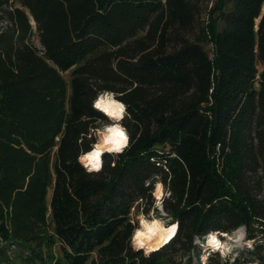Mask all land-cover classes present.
I'll return each mask as SVG.
<instances>
[{
    "label": "trees",
    "instance_id": "trees-1",
    "mask_svg": "<svg viewBox=\"0 0 264 264\" xmlns=\"http://www.w3.org/2000/svg\"><path fill=\"white\" fill-rule=\"evenodd\" d=\"M204 2L0 0V264H182L194 235L239 224L264 264V0ZM105 88L131 147L88 175ZM154 173L180 230L145 259L129 213Z\"/></svg>",
    "mask_w": 264,
    "mask_h": 264
},
{
    "label": "clouds",
    "instance_id": "clouds-1",
    "mask_svg": "<svg viewBox=\"0 0 264 264\" xmlns=\"http://www.w3.org/2000/svg\"><path fill=\"white\" fill-rule=\"evenodd\" d=\"M123 95V93L105 88L97 91L96 97L92 100L93 110L101 113L110 122L97 118L96 124L99 127L89 125L88 132L81 133L79 141L81 144L84 137H87L88 140H92V137L96 138L95 142L90 144L88 151L85 152L81 149L77 156V162L88 175L99 174L103 171L105 155L112 158L111 167L115 168L119 157L131 147L129 130L122 123L126 116H130L129 106L122 99H117L118 96ZM152 162L156 163L157 167L161 166L155 158ZM144 187L150 189L148 192L152 201L150 210L145 214L144 208L148 207V202L144 197L133 202L129 213L133 229L128 243L133 252L142 251L144 258L149 259L153 253L160 251L177 236L180 222L174 220L173 216L165 211L166 201L175 202L171 190V176H169L166 185L161 175L154 173L144 181ZM137 207L140 209L138 213ZM247 235L245 224H239L230 232L210 229L202 236H193L194 247L191 256L195 258V248L199 247L201 253L198 264H209V258L216 253H219L220 264H235L241 251L245 248L253 249L255 241L246 239ZM177 259L181 258L177 257ZM187 260L188 256H184L182 264H187Z\"/></svg>",
    "mask_w": 264,
    "mask_h": 264
},
{
    "label": "rangeland",
    "instance_id": "rangeland-1",
    "mask_svg": "<svg viewBox=\"0 0 264 264\" xmlns=\"http://www.w3.org/2000/svg\"><path fill=\"white\" fill-rule=\"evenodd\" d=\"M213 0H205L204 2V5L205 6H208L210 7L211 6V2ZM210 4V5H209ZM5 24V23H4ZM2 25V24H0ZM32 25L34 27V36L32 37V42L38 46V47H41L40 43H39V40H38V37H37V32H36V26H35V23L34 21H32ZM64 79L66 80V82L69 84L70 83V72H66V73H63L62 74ZM124 121V120H123ZM122 121V123H123ZM50 197H51V191H49V194H48V199H47V202L50 201ZM137 213L140 211L139 208L136 209ZM138 226V225H137ZM54 232V229H53V225L52 223L50 222V233H53ZM246 239H249L248 237H246ZM255 241V240H254ZM258 242L255 241L254 245H253V249L252 250H249L247 248H245L243 251L240 252V255L238 258H240L242 260V262H244V264H261V260L256 257L255 255H253V252L255 251V248H256V244ZM260 243V242H259ZM14 250L13 247H11V252ZM193 251V250H192ZM188 253L186 256H188V259L190 258L192 260V263L194 264V259H195V264H198V258H199V255L201 253V249L199 247H196L195 248V258H193L191 256V253ZM9 253L11 256L12 253ZM53 252L56 254V257L61 259V257L59 256V244H56L55 247H54V250ZM261 256L263 257L264 259V250L261 251ZM218 257L216 255H213L212 257L209 258V264H214L215 260L217 259ZM15 264H20L19 261H16Z\"/></svg>",
    "mask_w": 264,
    "mask_h": 264
},
{
    "label": "bare ground",
    "instance_id": "bare-ground-1",
    "mask_svg": "<svg viewBox=\"0 0 264 264\" xmlns=\"http://www.w3.org/2000/svg\"><path fill=\"white\" fill-rule=\"evenodd\" d=\"M176 237H177V236H176ZM176 237H175V238H176ZM175 238H174V239H175ZM174 239H173V240H174ZM173 240H172V241H173ZM172 241H171V242H172ZM171 242H170V243H171ZM170 243H169V244H170Z\"/></svg>",
    "mask_w": 264,
    "mask_h": 264
}]
</instances>
